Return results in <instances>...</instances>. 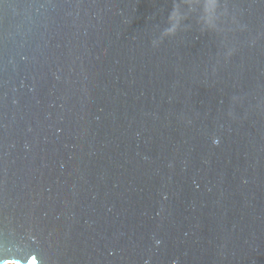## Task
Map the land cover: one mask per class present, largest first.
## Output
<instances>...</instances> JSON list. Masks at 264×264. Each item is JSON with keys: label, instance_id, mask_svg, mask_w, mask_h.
<instances>
[{"label": "water", "instance_id": "water-1", "mask_svg": "<svg viewBox=\"0 0 264 264\" xmlns=\"http://www.w3.org/2000/svg\"><path fill=\"white\" fill-rule=\"evenodd\" d=\"M264 264V0H0V264Z\"/></svg>", "mask_w": 264, "mask_h": 264}, {"label": "bare ground", "instance_id": "bare-ground-1", "mask_svg": "<svg viewBox=\"0 0 264 264\" xmlns=\"http://www.w3.org/2000/svg\"><path fill=\"white\" fill-rule=\"evenodd\" d=\"M6 264H14V263H6Z\"/></svg>", "mask_w": 264, "mask_h": 264}]
</instances>
